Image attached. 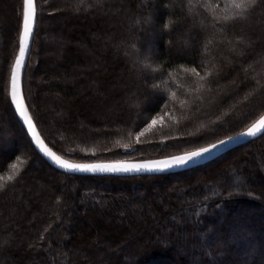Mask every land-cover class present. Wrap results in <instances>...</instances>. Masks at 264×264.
Returning a JSON list of instances; mask_svg holds the SVG:
<instances>
[{"label":"trees","instance_id":"obj_1","mask_svg":"<svg viewBox=\"0 0 264 264\" xmlns=\"http://www.w3.org/2000/svg\"><path fill=\"white\" fill-rule=\"evenodd\" d=\"M35 4L37 27L22 92L40 136L58 155L74 150L91 153L71 157L77 163L164 159L239 134L264 115V40L248 39L258 29L264 33V0L244 18L227 22L217 17L232 16L228 0H35ZM208 4L220 8L213 12ZM22 9L23 0H14L11 40L7 38L0 53V61H8L9 73L0 108L10 109L17 122L12 124L20 126L34 147L9 98ZM93 29L99 31L89 38ZM136 49L159 62L150 65L154 75L141 76L132 55ZM193 67L199 77L191 72ZM235 78L237 85H229ZM0 82L4 84V76ZM49 88L65 100L59 103L56 94L45 97L52 102L50 111L34 92ZM82 97H91L94 103L100 97L123 101L115 112L97 115L103 125L95 131V115L86 117L77 105ZM57 109L65 113L58 121L60 135L47 120ZM157 116H162L163 124L137 140ZM1 128L0 264H27L31 252L37 264H213V256L215 264H261L264 259V136L179 173L81 176L56 170L34 147L43 159L40 173L35 172L13 135ZM131 147L134 150L128 151ZM234 153L238 154L217 167ZM60 178L73 188L63 202L55 197L62 188ZM49 179L55 183L48 200L36 212L35 225L25 229L22 205L30 204L24 199L26 189L35 183L46 186ZM155 186L163 187L158 196L152 192ZM137 188L143 193L130 195ZM121 191L127 194L119 195ZM81 199L84 203L78 204ZM74 207L85 214L78 213L79 221L72 224ZM101 214L130 218L132 223L105 227L104 245L88 246L81 241L93 229L103 228ZM128 227L134 236H128ZM19 234L38 247L21 244L19 255L14 250ZM47 240L50 252L42 246ZM81 253L87 260L79 257Z\"/></svg>","mask_w":264,"mask_h":264},{"label":"rangeland","instance_id":"obj_2","mask_svg":"<svg viewBox=\"0 0 264 264\" xmlns=\"http://www.w3.org/2000/svg\"><path fill=\"white\" fill-rule=\"evenodd\" d=\"M13 2H14V0H0V50H1L0 53H2V51L5 50V47L7 46V42L8 41L10 42V40H11V39H9V34L8 33L12 32V29H10V28H11L12 24H14L13 15L11 14V10H10ZM67 5H68V2H67ZM54 9L56 11L57 10L62 11V9H60V6H55ZM98 31H99L98 29H93L91 32H89L88 34L86 33V34H87V36L89 38H91V37L94 38ZM100 31H101V33H104V30H100ZM7 38H8V41H7ZM248 39H249V41L251 43L255 42L256 40L263 41L264 40V33H262V31H260L258 29V31L253 33V36H251V37L248 36ZM15 47H16V43H15ZM26 64H27V62H26ZM8 74H9L8 73V61L5 64H3V60H2V62L0 61V76H4V84L2 82H0V96H1L2 91H3V95L5 96L4 85H5V83H8V80H9L8 79ZM237 77H240V75L237 76ZM237 79L238 78H235L234 81L231 80L230 83H228V84L229 85H237V83H238ZM38 82L40 83V81H38ZM34 92L38 96L39 100H41V101H42V99H43V101H45L44 98L48 97L49 95L56 94L58 96L57 98H58V102L59 103H62V101L65 102L63 97H61L57 91H55V90L52 91L50 88L46 89V90L38 89L37 91L34 90ZM9 98H10V83H9ZM122 98H124V97H121V99ZM100 99H102V100H100L99 102L97 101V102L94 103V102H92V98L91 97H82L81 100H79L77 102V105L79 107H82L85 110L86 117L87 116H91L92 117V115H95V118H94L95 121L93 123L95 131H98V128H100L103 125L102 118H99V116H97V115H101V116L104 117V116L107 115V113H111L113 111L115 112L122 105V101H123V99L120 100V97H114V98L113 97H111V98H109V97H100ZM103 101H104V103H103ZM237 102H235V105L237 104ZM3 103H5V100H4L3 96H2V97H0V104H3ZM51 104H52V102H50L49 100H46L44 102V107L47 110L50 111L52 109L51 108L52 107ZM90 105H92V106L90 107ZM12 109H13V107H12ZM13 112H14V109H13ZM85 115H84L83 118H86ZM62 116L64 117L65 113L62 112L61 109H57L56 112H53L52 114H48L47 115L48 123L52 127H56V133H58L59 135L62 132V128H61L62 124L60 122H58V121L62 118ZM154 119L157 122L152 127H156V126H159V125L161 126L163 124L162 116H157ZM13 120L16 122V120L14 118V115H13V113H11L10 109L8 110V108H6V107H4L3 109L0 108V125L2 126L1 129H3L5 133H10V134L13 135L12 138H14V142H15L17 148H20L21 151L23 150V154H22L23 157H25L27 160H30L32 162L31 165L33 166V169H34L35 172L40 173V171L42 169V166L39 163H42L43 159L40 158L41 156L39 157L37 155V153L34 150V147L31 146L29 140L26 138V136H25L24 132L22 131V129L20 128V126L18 124H16L17 122L15 123V125H13L14 124ZM149 129L150 128H147V130H149ZM147 130L145 129L141 133H144ZM65 132L66 131L63 130V133H65ZM140 137H141V135L139 134L136 139L138 140ZM133 150H134V148L131 147V148H129L128 151H133ZM249 150L250 149H247L246 151H249ZM91 151L93 152V150H91ZM73 152H75V153H73ZM82 152H84V151H82ZM82 152H80L82 154L81 155L78 150H74L72 152H66L65 155H60V156H62L65 159L71 160V157L72 158H76L77 157L78 159H81L83 157H90V155H91V153L89 151H86V154L82 153ZM31 153H32V155H31ZM237 154L238 153H234V154L230 155L229 158H227L224 161L220 162L217 165V167H221L224 164H227L228 160L231 159V158H234L233 156L237 155ZM35 155L37 157H35ZM177 156H180V155H177ZM173 157H175V156H173ZM21 158L22 157H19L18 159H21ZM169 158H171V157H169ZM246 158L252 159L251 157H249V155H247ZM164 159H168V158H164ZM158 160H162V159H158ZM255 161L259 162L257 155L255 156ZM84 163H86V162H84ZM232 176H234V173H232ZM200 177H201V174H197L196 175V178H200ZM54 183H55L54 181H51L49 179L47 184H46V186H43V184L40 185V184H36L35 183V185H32V187L28 186L27 189H26L27 191L25 190L26 192H25L24 199L28 198L30 200V202H29L30 204H28V203L26 204V202H25V204L22 205L23 211H25V213H26L25 220H24L25 229H26V227L28 228V226H29L28 224L35 225V221H34L33 218L36 215V212H38V211L41 212L43 210V206L42 205H43L44 202H47V200H48L47 198L50 195L49 188H50V186L54 185ZM59 183L62 185V188L55 194V197H62V202H63V199H64V197H65V195H66V193L68 191L73 193V188L71 187V185L67 186V184H65L66 182L62 178H60ZM39 186L42 187V188H40ZM162 190H163V187L155 186L153 188L152 192H153V194L158 196L160 193H162ZM121 192L122 193H119V195L127 194L125 191H121ZM140 192L143 193V190L137 188V189H134L133 191H131L130 195L139 196ZM23 203H24V200H23ZM77 203L78 204H83L84 200H82V199L78 200ZM32 206H37V207L32 208ZM61 206H63V203H62ZM78 213L79 214L81 213V215L85 214L83 211H78L74 207L73 208V214H72V216L70 218V221L72 222V224H75V223H77L79 221V219H76V215H78ZM20 214L22 215V213H20ZM112 215H113V213H112ZM101 216L103 217L102 218L103 228L98 229L96 231L93 229V232L90 233V236L87 237V238H83L81 242H84L88 246H91V245H96V246L100 245V246H102V245H104V242L101 239V235H102V232L105 229V227L106 228H113L114 226L115 227L116 226L120 227L124 223H125V226H128L127 223H126L127 221L132 223L130 218H121L119 220L118 218H116V216L114 218H112V219L111 218H107L104 214H101ZM134 222L136 223V220ZM26 225H28V226H26ZM128 228H129L128 236H134V231L131 229V227H128ZM66 230H64V231H66ZM73 232H74V230L72 231V234H73ZM17 233H20V232L18 231ZM18 239H19L18 240V245L15 247L14 250L19 255L23 254V252L21 250V244L24 245V248H27L29 246L28 248H32L33 250H34V248L38 247V245L36 243H34V241H32V239L30 241H27L25 239L24 234H22V235L19 234ZM47 245H48V240L44 241V244L42 246H44L45 248L47 247L46 251L50 252L51 246H47ZM76 255H77V253H76ZM79 257L82 260H87V259H85L84 255L82 253L79 254ZM25 260L27 261V264H37V261L35 260V257H34L32 252L29 255L26 256Z\"/></svg>","mask_w":264,"mask_h":264},{"label":"snow or ice","instance_id":"obj_3","mask_svg":"<svg viewBox=\"0 0 264 264\" xmlns=\"http://www.w3.org/2000/svg\"><path fill=\"white\" fill-rule=\"evenodd\" d=\"M228 3L230 8L234 10L232 16L229 17L228 15H224L223 17H217V19H222L227 22L229 19L235 20L244 18L245 13H247L250 8L254 9L259 3V0H228ZM207 6L213 12H216L220 8L219 4H208ZM35 19V0H23L22 30L19 33V47L17 55L15 56V61L11 68L10 103L15 106V111L19 114L23 123L27 126V131L31 134L36 146L43 153V155L51 160L52 163H54L59 169H62L67 173L83 174L119 175L132 173H164L175 168L186 167L189 163L195 164L197 161L205 159L207 156H211L213 152L219 150L221 146L236 139L234 137H228L227 140H220L218 143H212L206 147H200L180 156L144 162L116 160L109 162L77 163L57 155L56 152L45 145L44 141L37 133L36 124L34 123L32 116L29 114V107L25 103L22 92V74L27 66L26 57L29 53L30 39L33 35ZM163 27H167V25H164ZM132 55L137 57L134 63L140 66V74L142 77L154 75V72L150 70V65L159 63L157 60L147 54L141 53L139 49H136ZM191 72L195 76H200V72L197 70V67H193ZM155 78H159V76H156ZM201 79H203V77H201ZM256 83L259 84L260 81L257 80ZM156 122L157 121L153 119L152 123L148 125V128H151ZM261 130H264V116H261L259 121L252 124L246 132L241 135L255 137L259 132H261ZM140 135H143V133H140ZM124 147L127 148L128 146L125 145ZM15 167L16 166L13 165V168ZM9 179H11V177H9ZM212 259L213 264H215V257L213 256ZM261 264H264V259L261 260Z\"/></svg>","mask_w":264,"mask_h":264},{"label":"water","instance_id":"obj_4","mask_svg":"<svg viewBox=\"0 0 264 264\" xmlns=\"http://www.w3.org/2000/svg\"><path fill=\"white\" fill-rule=\"evenodd\" d=\"M36 27H37V14H36V19H35V24H34V31H33V35L30 39V48H29V53H30V50H31V45H32V41H33V38H34V34H35V31H36ZM29 53L27 54V57H26V62H27V59H28V56H29ZM23 76V74H22ZM13 106V109L15 111V106ZM16 113V116L17 118L19 119L21 125L24 127V129L26 130L29 138L31 139L32 141V144L33 146L35 147L36 151L39 153V155L45 160L47 161L53 168H55L56 170L62 172V173H66V174H69V175H81V176H93V175H116V174H83V173H67L65 172L64 170L62 169H59L54 163H52L51 160H49L47 157H45L43 155V153L39 150V148L36 146V143L35 141L32 139V136L30 133H28L27 131V126L23 123L22 119L19 117V114L15 111ZM30 114V113H29ZM264 116V115H263ZM259 121V120H258ZM257 122V121H256ZM255 122V123H256ZM36 131L37 133L39 134L37 128H36ZM246 132L243 131L239 134H236L234 136H231V137H234L236 138L234 141L232 142H228L226 145H223L220 147L219 150H216L213 152V154L211 156H207L205 159H202V160H199L197 161L195 164L193 163H189L186 167H183V168H175L173 170H170V171H167V172H164V173H132V174H119L118 176H142V175H165V174H173V173H179V172H182V171H186V170H189V169H193V168H196V167H199V166H203V165H206L212 161H215L217 160L218 158L224 156L225 154L243 146V145H246L248 143H251L252 141L254 140H257L259 138H261L262 136H264V130H261V132H259L257 134V136L255 137H249V136H246V135H241L242 133ZM40 135V134H39ZM40 138L42 139V137L40 136ZM43 140V139H42ZM224 140H227L224 139ZM45 143V142H44ZM218 143V142H217ZM46 145V144H45ZM47 146V145H46ZM48 147V146H47ZM163 160V159H162ZM144 162V161H142Z\"/></svg>","mask_w":264,"mask_h":264}]
</instances>
